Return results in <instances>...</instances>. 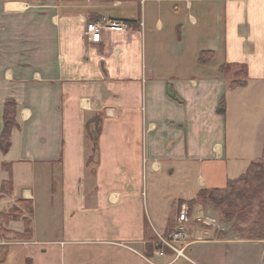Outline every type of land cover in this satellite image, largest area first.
<instances>
[{
    "label": "crops",
    "instance_id": "1",
    "mask_svg": "<svg viewBox=\"0 0 264 264\" xmlns=\"http://www.w3.org/2000/svg\"><path fill=\"white\" fill-rule=\"evenodd\" d=\"M101 18L128 26L90 42L86 23ZM7 100L17 125L0 152V185L12 182L0 214L20 199L32 212L9 220L20 244L0 260L169 264L153 241L174 206L264 152V0H0V131ZM191 220L193 263L173 264H262L264 239L222 240Z\"/></svg>",
    "mask_w": 264,
    "mask_h": 264
},
{
    "label": "trees",
    "instance_id": "2",
    "mask_svg": "<svg viewBox=\"0 0 264 264\" xmlns=\"http://www.w3.org/2000/svg\"><path fill=\"white\" fill-rule=\"evenodd\" d=\"M205 56L206 54L203 53L202 58L205 59ZM228 67L230 65H224L222 70ZM238 84H240V81L232 82L233 86ZM15 115V101L7 100L4 104L3 127L0 131V152H6L10 146V131L17 125ZM100 121L101 119L96 118L86 123V135L92 144V156L97 155L96 140L100 132ZM0 188L10 191L12 189L11 179L8 178L3 181ZM196 200L204 204H210L219 209L227 219H233L234 224L236 223L234 230L247 239H264V152L260 158L250 163L243 174L235 179L228 180L224 188L199 190L195 199L185 203L188 214L191 213ZM19 201L23 203L24 210H27L28 213L32 212V205L29 201L22 199ZM2 216L6 221L12 220V216L9 214H2ZM24 223L23 236L27 238L30 232L29 221L25 220ZM168 223L164 231L165 235L174 230L177 219L176 221H168ZM152 248L151 245L150 250Z\"/></svg>",
    "mask_w": 264,
    "mask_h": 264
},
{
    "label": "rangeland",
    "instance_id": "3",
    "mask_svg": "<svg viewBox=\"0 0 264 264\" xmlns=\"http://www.w3.org/2000/svg\"><path fill=\"white\" fill-rule=\"evenodd\" d=\"M228 68H229L230 71L232 70L231 66L228 67ZM232 71L234 73V77H236V78L238 77L237 79L239 81H241L242 79L240 77H241V74L244 71L242 69H240V68H237L235 70L233 69ZM185 203H186V201H179L177 203V205L174 206V209H173L174 211L172 213V216L169 217L168 221H172V220L176 221L177 215L179 214L177 212H178V210L180 208H183L182 206L185 205ZM195 205L199 206L200 209L202 210L203 214H205L207 216H204L203 214H198V216L196 215V216L192 217V212L189 213V218H190V220L192 219L191 221H192L193 224H200L202 226H205L206 229L208 227H211L212 229L214 228L215 231H216L215 234L218 236V237L217 236L216 237L217 238L221 237L222 240H224L226 238H234V237L247 239L245 236H242L240 233H238V232H236L234 230L235 229L234 225H236V223L234 224V220L233 219L232 220L227 219L224 216V214H222V212L219 209L214 208L210 204L201 203L198 200L195 201L194 206ZM8 206L6 208H4L3 211H4V214H6V215L9 214L10 216H12V220L22 219V218H27L28 217V214L24 210L23 203H21L19 200L14 201L13 204H11V202H9ZM210 217L213 218L214 221L209 220ZM8 218H10V217H8ZM0 220L2 222H4L3 224L5 225V227H3V226H2V228L0 227V241L3 240L0 243V246L2 245V246L6 247L5 250L2 251V252L5 251V253H6V251L8 250L7 248H9L11 245L20 244V243H12L14 240L16 241V238L13 239V237H17V236L15 235L14 231L8 230V226H10L12 228H16V224H9L8 223L9 221H6L4 219V217L2 216V214H0ZM9 220H11V219H9ZM251 239H253V238H251ZM21 240H22V238H21ZM21 240H17V241L24 242V241H21ZM195 240H196V238H195ZM4 241L6 243H3ZM197 246H198V244L195 245L194 247H197ZM15 247L21 249V252H23V251L26 252L27 250H30V249H33L32 252H34L35 250H37L38 245H33V244L23 245L22 244V246L21 245L20 246L16 245ZM9 255H12V253H10ZM1 256H2V253L0 251V257ZM3 257H6V256H3ZM22 260H23L22 261L23 264H25V262H24L25 258H23ZM260 260L262 261V264H263L264 263V255H263V253H261ZM1 262H2V260H0V264H11L12 260L10 261V263H8L7 260H6V262H2V263ZM35 262L37 264H39V262L37 260Z\"/></svg>",
    "mask_w": 264,
    "mask_h": 264
},
{
    "label": "built area",
    "instance_id": "4",
    "mask_svg": "<svg viewBox=\"0 0 264 264\" xmlns=\"http://www.w3.org/2000/svg\"><path fill=\"white\" fill-rule=\"evenodd\" d=\"M127 26L128 23L122 20L101 18L99 20L88 21L86 23L85 34L90 42H99L101 31L104 28L120 29ZM188 218L187 210L182 208L177 215V224L174 230L168 235L158 234L157 238L153 241L155 245L154 254L164 257L168 256L170 258L169 264L180 260L193 263L189 253L194 240L190 238L186 229Z\"/></svg>",
    "mask_w": 264,
    "mask_h": 264
},
{
    "label": "water",
    "instance_id": "5",
    "mask_svg": "<svg viewBox=\"0 0 264 264\" xmlns=\"http://www.w3.org/2000/svg\"><path fill=\"white\" fill-rule=\"evenodd\" d=\"M221 110H223V108H221Z\"/></svg>",
    "mask_w": 264,
    "mask_h": 264
}]
</instances>
